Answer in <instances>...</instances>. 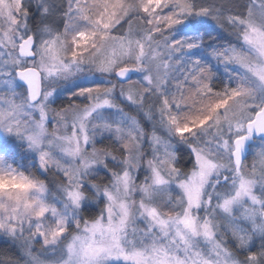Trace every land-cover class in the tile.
<instances>
[{
  "label": "snow or ice",
  "instance_id": "1",
  "mask_svg": "<svg viewBox=\"0 0 264 264\" xmlns=\"http://www.w3.org/2000/svg\"><path fill=\"white\" fill-rule=\"evenodd\" d=\"M0 239L23 264H264V0H0Z\"/></svg>",
  "mask_w": 264,
  "mask_h": 264
},
{
  "label": "rangeland",
  "instance_id": "2",
  "mask_svg": "<svg viewBox=\"0 0 264 264\" xmlns=\"http://www.w3.org/2000/svg\"><path fill=\"white\" fill-rule=\"evenodd\" d=\"M202 27H203L202 34L204 35L205 40L207 42H211L214 38L217 37L219 39V41H221L220 39H222V41L226 43V39L227 38H226L225 35H227V34L226 33H222L218 28L215 27V25L213 23L207 22ZM215 41H217V40H214L213 42H215ZM218 74L221 75V76L225 75L224 69L222 67L219 69ZM134 79H136V77H134ZM91 82H92V80L90 78L89 80L80 81L79 83L80 84H88V83H91ZM75 87H76L75 84H71V83L68 84L66 86L65 90L60 95L58 103L66 100L67 96L71 93V91ZM126 87H132V86L131 85H126ZM57 107H59V105H57ZM130 114L133 115V116L135 115V113H130ZM260 146H261V142L259 140H257L251 145L250 151L251 152L258 151ZM249 159H251V156L249 157ZM54 180H55V177H48V181H46V182L54 181ZM2 241H9V240L0 239V242H2ZM255 247L257 249L259 248V240L256 241ZM35 249H36L37 252H39L41 250L40 249V245H35ZM41 259H46L47 260L49 258L41 257ZM21 264H23V260H22Z\"/></svg>",
  "mask_w": 264,
  "mask_h": 264
},
{
  "label": "trees",
  "instance_id": "3",
  "mask_svg": "<svg viewBox=\"0 0 264 264\" xmlns=\"http://www.w3.org/2000/svg\"><path fill=\"white\" fill-rule=\"evenodd\" d=\"M214 40H217V41L213 42ZM220 40L221 41H219V39L216 37L211 42H208V43L211 44V43L223 42L222 39ZM4 256L15 257L17 260H20L22 262L21 250L18 247H14L11 241L10 242L9 241L0 242V257H4Z\"/></svg>",
  "mask_w": 264,
  "mask_h": 264
}]
</instances>
